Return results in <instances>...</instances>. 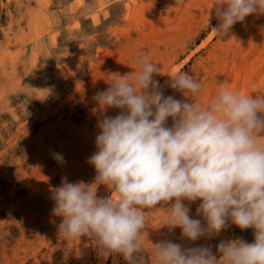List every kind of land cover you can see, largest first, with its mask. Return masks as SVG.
<instances>
[{
  "label": "rangeland",
  "instance_id": "374dc122",
  "mask_svg": "<svg viewBox=\"0 0 264 264\" xmlns=\"http://www.w3.org/2000/svg\"><path fill=\"white\" fill-rule=\"evenodd\" d=\"M214 4L0 0V264H127L118 254L100 255L87 237L59 236L62 218L52 211V194L63 177L94 182L88 158L96 151L101 114L94 95L108 87L110 73L131 79L138 57L159 66L154 78L166 96L187 99L166 85L180 71L201 83L189 98L204 107L221 83L243 94H264V14L246 17L221 39L211 31L219 23ZM54 152L63 155V163ZM108 194L105 185L98 186V196ZM199 203L190 205L192 218L202 219L196 215ZM166 214L150 210L146 216L149 264L150 241L210 245L216 253L220 240H254L253 229L231 225L219 235L189 241L180 228L164 226Z\"/></svg>",
  "mask_w": 264,
  "mask_h": 264
},
{
  "label": "clouds",
  "instance_id": "9594fccd",
  "mask_svg": "<svg viewBox=\"0 0 264 264\" xmlns=\"http://www.w3.org/2000/svg\"><path fill=\"white\" fill-rule=\"evenodd\" d=\"M213 8L219 23L211 31L222 39L246 17L264 14V0H215ZM136 63L131 79L110 73L108 87L94 95L101 114L88 163L96 175L91 184L63 177L54 190L59 236L87 237L104 257L118 254L127 264H149L146 216L164 209V226L180 228L189 241L231 225L253 229L254 240H220L219 256L210 245L150 241L151 264H264V94H243L221 83L204 107L189 98L201 83L188 72L166 81L187 98L181 100L164 94L154 78L157 64L147 56ZM109 109L120 111L110 116ZM52 155L64 162L62 154ZM101 184L108 195H97ZM198 200L202 219L190 215Z\"/></svg>",
  "mask_w": 264,
  "mask_h": 264
}]
</instances>
